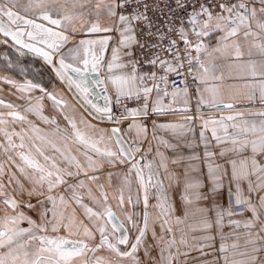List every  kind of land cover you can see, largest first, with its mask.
Instances as JSON below:
<instances>
[{
  "label": "snow or ice",
  "instance_id": "1",
  "mask_svg": "<svg viewBox=\"0 0 264 264\" xmlns=\"http://www.w3.org/2000/svg\"><path fill=\"white\" fill-rule=\"evenodd\" d=\"M0 36L40 57L65 90L2 78L53 127L0 98V148L21 162L0 163V264H177L173 216L200 233L191 246L181 235L182 255L205 258L190 264H264V0H0ZM203 105L231 114L205 118ZM109 168L115 207L99 176ZM225 219L234 242L210 262V233Z\"/></svg>",
  "mask_w": 264,
  "mask_h": 264
},
{
  "label": "crops",
  "instance_id": "2",
  "mask_svg": "<svg viewBox=\"0 0 264 264\" xmlns=\"http://www.w3.org/2000/svg\"><path fill=\"white\" fill-rule=\"evenodd\" d=\"M80 38L87 39V38H95V37H88V36L77 37V39H80ZM106 55L107 56H110V52L107 53ZM23 57H27V56H23ZM37 61L39 62V60H37ZM60 87L61 86L59 85L56 88L58 90L60 89V91H62ZM48 90L51 91V90H53V88H51V89L48 88ZM37 94L39 95V93H37ZM165 99H167V101H165ZM165 99H164V103L165 104H168L170 102V100H171L170 97H167ZM239 99H240L241 102H239L237 104L238 107H247V106H249V103H248V101L246 100L245 97L240 96ZM33 102H34V99H33ZM253 103L255 104L256 108L258 109L259 108L258 102H253ZM175 107H177V108L182 107V104L177 103L175 105ZM205 107H207V106L206 105L201 106V111L204 113V114H202V116H204L205 118H207V117L218 118L221 115H229V114H231V113L227 112L226 110L224 112L214 111V110L207 111V110L204 109ZM21 114H23V113H21ZM9 119H11V118H9ZM57 119H58L59 122H63L64 123V121H63V119L61 117L57 116ZM169 119H172V120H175V121H180L182 118L179 117V116H176V117H170ZM150 123L151 122H149V125H150ZM37 125H39V124H37ZM39 126L42 129H44L41 125H39ZM101 126L102 127H106L107 125H101ZM199 126H200V120L197 119V121H196V135L197 136L199 134ZM208 135L210 136V131H209ZM56 142H57V144H59L61 146L63 145V141H61L59 139H57ZM201 147H202V145H201ZM14 156L16 157V155H14ZM16 159H18V162L20 163L19 158L16 157ZM13 170H12L13 172H16L14 168H13ZM108 171L115 172L117 170L116 169L109 168V169H107V171L101 172L99 174V176H100V182L103 183L105 190L109 193L110 203L113 205V207H115L116 201L115 200H112L111 199V196H112V194L114 192V189L118 186V183L119 182H118V180L115 177H113L112 184L110 186L109 185V180H108ZM17 175H19V174H17ZM93 188H94V191H95V187L94 186H93ZM6 189L5 190H6V192L9 195H14L15 194L13 192V188L12 187H6ZM169 195L171 196L172 194L169 193ZM175 199H179V197L177 196V197H175ZM150 203L151 204H155V200L150 201ZM125 208L127 210H129V211H133L132 207L130 205H128L127 203L125 204ZM2 209H3V205L0 204V215H3ZM140 210H141V206H137V208L135 209V211H138V212ZM150 212L152 214V217H154L156 215L157 210L150 208ZM29 215H33V217L35 218V215L33 213H29ZM238 215H239V213H238ZM152 217H150V220H149V229L150 230L152 228ZM192 225H193V221L191 219H189L188 221H186L184 224L176 225L175 224V216H173V218H172L173 233L168 234V236L169 237H171L173 235L175 236V239H176V242L177 243H176V248H174L173 251L175 252L176 249H179V251L181 253V255H179L178 258H177V264H186V262H187V264H190V262H191V260L193 258L205 259L203 257H200L199 256V253L196 252V251H189V256L188 257H185L184 255H182V253L186 250L185 249V246L182 245V244H180V239H181L182 233L184 234V238L187 240L189 246H191L192 244L195 243V241L193 240V236L194 235H197L198 236L200 234L199 232L193 233L192 227H191ZM21 226L22 227H27L28 225H27L26 222H24V223L21 224ZM156 231L158 233L160 232V229H159V225L158 224L156 225ZM230 231H231V229L227 225V219H225L224 226H223L222 229H216V230H214V231H212L210 233V235L213 236L215 239H214V242L212 243L211 247L208 248V249H206V251H209L210 252V255L206 258L208 261L211 262L212 260H214L217 257H220L221 256V254L219 253V246H220V244L222 242L225 243V244H227V245H231L234 242L233 239L229 236ZM221 234H223L225 236V239L223 241H221V239H220ZM148 239H149V241L151 240V231H149V237H148ZM239 243L243 244V240H241ZM98 255H102V256H105L107 258H111V254L108 253L107 251L100 252V253H98ZM140 255L141 256L143 255V252L142 251H141ZM154 255H158V252L157 253H154ZM236 258L237 259H240L241 257L237 256ZM124 264H127V262H124ZM221 264H223L222 259H221Z\"/></svg>",
  "mask_w": 264,
  "mask_h": 264
},
{
  "label": "rangeland",
  "instance_id": "3",
  "mask_svg": "<svg viewBox=\"0 0 264 264\" xmlns=\"http://www.w3.org/2000/svg\"><path fill=\"white\" fill-rule=\"evenodd\" d=\"M0 39H2V37H0ZM0 47H6V46L0 45ZM5 52L8 53V56L11 58V62L14 65L16 72L20 73V67L26 68V66H30V71H31V74H32L33 81H38L37 77H39L42 80L43 85L45 87H47V88H50V89L53 88V85H55L56 87L60 85L59 82L57 81V79L50 73V71L43 65V63L40 60L38 62L37 61L38 59L34 58L33 56H31V55H29L27 53H25V55H23V56H27V57L20 56L15 48H14L13 51H10V50L6 49ZM12 57H13V59H12ZM0 70L6 71V61H5L4 57H3V59H2V57H0ZM35 79H37V80H35ZM60 88H61L62 91H65L62 88V86ZM0 92H10L9 94H11L14 98L16 97L15 99H20L19 95L21 93L14 87L5 86L3 84H0ZM37 93L33 92L31 95L35 98V96L38 95ZM65 95H67L66 98L71 99V97L66 92H65ZM19 102H20L19 111L21 113L28 115V118L30 120H33L36 124L41 125L46 131L51 133L53 126L44 125L36 116H34L32 114L25 113L24 112V108L27 106V104L25 102L22 103L23 102L22 99H20ZM43 103L45 105L44 114L45 115H49V116L54 115L55 113H54V110L52 109L51 101L45 99L43 101ZM0 109H3V108L0 107ZM202 114H204V113L201 111L200 115H202ZM7 119H9V118H7ZM10 120L11 119H9V121ZM59 123L61 124L62 127L64 126L63 122H59ZM5 127H7L9 130H12L13 128H15L17 131H19L21 127H24L25 129H27V125H21L19 123H16V124L9 123ZM30 134H31V132H29V135ZM14 139H15V142L19 141L18 138H14ZM0 143H4V139H3L2 136H0ZM25 143H26V145L30 146L32 141H29L28 138L26 137L25 138ZM36 143H40V141H36ZM9 155L13 156V158L16 160V162L19 163L18 159H16V157L14 156L12 150L7 152V153H5L4 150L2 148H0V163L4 164V168H5L6 172H7L8 168H9V163H8V160H7V157ZM13 168L16 171V168L15 167H13ZM13 168H12V170H13ZM17 174H19V173H17ZM4 182H5V185H7V180L6 179H5Z\"/></svg>",
  "mask_w": 264,
  "mask_h": 264
},
{
  "label": "flooded vegetation",
  "instance_id": "4",
  "mask_svg": "<svg viewBox=\"0 0 264 264\" xmlns=\"http://www.w3.org/2000/svg\"><path fill=\"white\" fill-rule=\"evenodd\" d=\"M6 49L7 50H10V51H13L14 50V47H0V57H2V59L4 57V54L6 53L5 52ZM6 54L8 55V53H6ZM8 58L11 60V58L9 56H8ZM12 59H13V57H12ZM26 69H27L26 75L25 74H21V72L19 73V72H16L15 71L14 65H13L12 68L7 67V62H6V71L0 70V84H3L5 86L13 87L12 85L3 82V79L2 78H4V77H7V78H9L11 80H15L17 83H21V84L24 83L25 79H27V78L28 79H32V74H31V71H30V66H26ZM37 78H38V81H34V82H39V83L43 84L42 80L39 77H37ZM35 80H37V79H35ZM9 93L10 92H0V98L4 99L5 102H11V103L17 105L18 106V110H19V107H20L19 100L20 99H15L16 97L14 98ZM22 95L23 96H27L28 94L27 93H21L19 96H22ZM22 101H23L22 103L25 102L27 104V101L25 99H22ZM0 107L3 108V109H0V113H4L5 116H6L7 112L9 111V109H7V108H5L3 106H0ZM6 118H10V117H6ZM16 143L19 144L20 142L18 141ZM12 152L15 155L16 150H12Z\"/></svg>",
  "mask_w": 264,
  "mask_h": 264
},
{
  "label": "water",
  "instance_id": "5",
  "mask_svg": "<svg viewBox=\"0 0 264 264\" xmlns=\"http://www.w3.org/2000/svg\"><path fill=\"white\" fill-rule=\"evenodd\" d=\"M0 37H2V36H0ZM3 38V37H2ZM24 52L25 53H27V54H29V55H31V56H33L34 58H36V59H38V60H40L42 63H43V65H44V62H43V60L40 58V57H37V56H35L34 54H32V53H30V52H27V50L25 49L24 50ZM45 66V65H44ZM46 68H47V66H45ZM53 76H54V74H52ZM55 77V76H54ZM58 81V80H57ZM59 82V81H58ZM60 84V83H59ZM61 85V84H60ZM62 86V88L64 89V87H63V85H61ZM98 91V90H97ZM68 94V93H67ZM69 96H70V94H68ZM71 97V96H70ZM101 105L103 104V100L102 99H100L99 101H98ZM205 110H207V111H210V109L208 108V107H205L204 108Z\"/></svg>",
  "mask_w": 264,
  "mask_h": 264
},
{
  "label": "built area",
  "instance_id": "6",
  "mask_svg": "<svg viewBox=\"0 0 264 264\" xmlns=\"http://www.w3.org/2000/svg\"><path fill=\"white\" fill-rule=\"evenodd\" d=\"M148 70V66L145 65V67L143 69H141V71H147ZM190 95H192L191 91H190ZM165 101H167V99H165ZM135 106V105H132ZM191 108L194 110L196 108V102H195V98L193 96V99L191 100Z\"/></svg>",
  "mask_w": 264,
  "mask_h": 264
}]
</instances>
